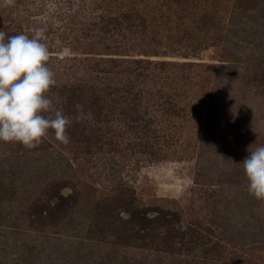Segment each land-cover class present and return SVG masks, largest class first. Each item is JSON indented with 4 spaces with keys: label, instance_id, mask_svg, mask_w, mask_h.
Returning <instances> with one entry per match:
<instances>
[{
    "label": "rangeland",
    "instance_id": "rangeland-1",
    "mask_svg": "<svg viewBox=\"0 0 264 264\" xmlns=\"http://www.w3.org/2000/svg\"><path fill=\"white\" fill-rule=\"evenodd\" d=\"M0 30L42 31L72 119L0 141V264H264V0H0Z\"/></svg>",
    "mask_w": 264,
    "mask_h": 264
},
{
    "label": "clouds",
    "instance_id": "clouds-1",
    "mask_svg": "<svg viewBox=\"0 0 264 264\" xmlns=\"http://www.w3.org/2000/svg\"><path fill=\"white\" fill-rule=\"evenodd\" d=\"M4 5L14 6L15 0H4ZM49 60L50 51L42 42V31L32 38L25 34L6 38L0 30V141L19 142L34 149L51 129L57 141L70 143L66 130L72 119L57 109L47 95L56 84L55 73L47 66ZM75 107L77 120H83V105ZM250 148V155L241 163L248 192L264 201V146L251 151Z\"/></svg>",
    "mask_w": 264,
    "mask_h": 264
}]
</instances>
